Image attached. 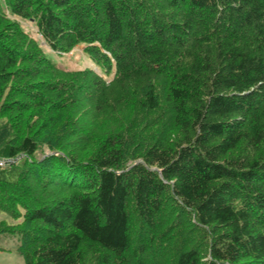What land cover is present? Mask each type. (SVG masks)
I'll list each match as a JSON object with an SVG mask.
<instances>
[{
    "label": "trees",
    "instance_id": "1",
    "mask_svg": "<svg viewBox=\"0 0 264 264\" xmlns=\"http://www.w3.org/2000/svg\"><path fill=\"white\" fill-rule=\"evenodd\" d=\"M4 1L0 232L25 264H264V0Z\"/></svg>",
    "mask_w": 264,
    "mask_h": 264
},
{
    "label": "rangeland",
    "instance_id": "2",
    "mask_svg": "<svg viewBox=\"0 0 264 264\" xmlns=\"http://www.w3.org/2000/svg\"><path fill=\"white\" fill-rule=\"evenodd\" d=\"M0 8L8 12L4 0H0ZM10 16L12 19L20 21L22 28L39 42L40 46L46 51L48 57L56 62L58 66L67 70H77L85 67L95 68L88 54L84 52L85 45H79L69 53L56 54L51 51L50 47L38 33L37 27L33 21L20 19L12 15ZM1 221L13 223L9 216L2 211H0V224ZM18 245L19 235L0 232V264H25L23 256L18 252Z\"/></svg>",
    "mask_w": 264,
    "mask_h": 264
},
{
    "label": "built area",
    "instance_id": "3",
    "mask_svg": "<svg viewBox=\"0 0 264 264\" xmlns=\"http://www.w3.org/2000/svg\"><path fill=\"white\" fill-rule=\"evenodd\" d=\"M13 162H14L13 159L1 160L0 161V166H6V165H9V164H12Z\"/></svg>",
    "mask_w": 264,
    "mask_h": 264
},
{
    "label": "bare ground",
    "instance_id": "4",
    "mask_svg": "<svg viewBox=\"0 0 264 264\" xmlns=\"http://www.w3.org/2000/svg\"><path fill=\"white\" fill-rule=\"evenodd\" d=\"M44 46V45H43ZM46 65V64H45ZM44 66V65H43ZM32 75V74H31ZM29 76V75H28ZM28 76H25V77H28ZM33 76V75H32ZM30 77V76H29ZM32 78V77H31ZM25 79V78H24ZM33 79V78H32ZM27 80V79H26ZM29 81H31V79L29 80ZM30 87V86H29ZM28 87V88H29ZM14 88V87H13ZM32 88H30V90H31ZM14 91V90H13ZM27 91V90H26ZM15 92H18V90H16ZM20 93V92H19ZM16 94V93H15ZM18 94V93H17ZM20 96L21 95H23V93H21V94H19ZM24 98V97H23ZM19 99V98H18ZM20 100V99H19ZM21 102V101H20ZM11 106V105H10ZM9 106V107H10ZM8 110V109H7ZM17 131V130H16ZM13 132V131H12ZM15 132V131H14ZM5 133V132H4ZM16 133V132H15ZM20 133V132H19ZM6 134H8L7 132H6ZM11 134V133H10ZM16 135H17V133H16ZM2 136V135H1ZM4 136V135H3ZM7 136V135H6ZM2 138V137H1ZM4 138H5V136H4Z\"/></svg>",
    "mask_w": 264,
    "mask_h": 264
}]
</instances>
